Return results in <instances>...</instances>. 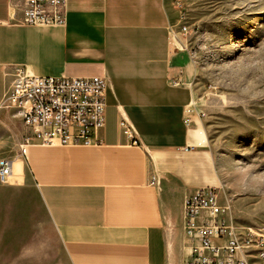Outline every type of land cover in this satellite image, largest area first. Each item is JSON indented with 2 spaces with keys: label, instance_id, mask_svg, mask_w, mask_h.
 <instances>
[{
  "label": "crops",
  "instance_id": "obj_1",
  "mask_svg": "<svg viewBox=\"0 0 264 264\" xmlns=\"http://www.w3.org/2000/svg\"><path fill=\"white\" fill-rule=\"evenodd\" d=\"M20 2L0 0L3 82L14 68L103 78L105 122L92 146L26 149L30 185L8 181L0 195L2 243L16 264H184L183 203L217 180L186 122L195 92L171 48L168 0H66L60 27L19 23Z\"/></svg>",
  "mask_w": 264,
  "mask_h": 264
},
{
  "label": "rangeland",
  "instance_id": "obj_2",
  "mask_svg": "<svg viewBox=\"0 0 264 264\" xmlns=\"http://www.w3.org/2000/svg\"><path fill=\"white\" fill-rule=\"evenodd\" d=\"M168 4L171 48L187 58L192 73L188 111L196 123L188 116L187 124H197L212 153L218 200L229 206L237 228L264 233V0ZM8 87L0 77V102ZM25 135L14 112L0 110V159L20 166L17 145ZM28 178L25 169L9 183L24 179L30 185ZM5 187L0 184V195L9 194ZM9 241L0 237V264L17 263Z\"/></svg>",
  "mask_w": 264,
  "mask_h": 264
},
{
  "label": "built area",
  "instance_id": "obj_3",
  "mask_svg": "<svg viewBox=\"0 0 264 264\" xmlns=\"http://www.w3.org/2000/svg\"><path fill=\"white\" fill-rule=\"evenodd\" d=\"M66 0H21L19 23L31 27H60ZM0 110L14 112L26 135L18 143L21 155L29 146L89 147L105 122L106 82L103 78L42 77L14 68ZM178 84V83H175ZM188 123V120H186ZM131 145H137L129 124L122 120ZM13 175V162L0 159V184ZM183 234L189 251L184 264H264V233L237 228L228 205L214 188L197 189L182 207ZM245 235V243H238Z\"/></svg>",
  "mask_w": 264,
  "mask_h": 264
},
{
  "label": "bare ground",
  "instance_id": "obj_4",
  "mask_svg": "<svg viewBox=\"0 0 264 264\" xmlns=\"http://www.w3.org/2000/svg\"><path fill=\"white\" fill-rule=\"evenodd\" d=\"M13 174L20 171V166H15L16 164H13ZM12 178V177H11ZM238 243H245V235H238Z\"/></svg>",
  "mask_w": 264,
  "mask_h": 264
}]
</instances>
